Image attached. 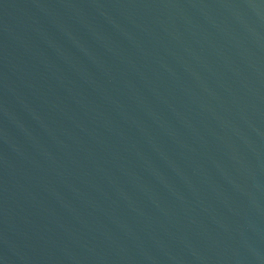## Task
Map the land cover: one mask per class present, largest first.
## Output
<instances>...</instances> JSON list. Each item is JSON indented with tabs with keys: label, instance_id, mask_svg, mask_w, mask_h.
<instances>
[{
	"label": "water",
	"instance_id": "95a60500",
	"mask_svg": "<svg viewBox=\"0 0 264 264\" xmlns=\"http://www.w3.org/2000/svg\"><path fill=\"white\" fill-rule=\"evenodd\" d=\"M0 264H264V0H0Z\"/></svg>",
	"mask_w": 264,
	"mask_h": 264
}]
</instances>
